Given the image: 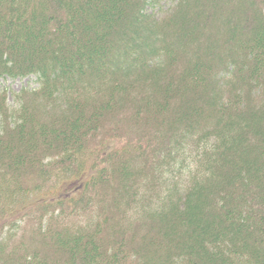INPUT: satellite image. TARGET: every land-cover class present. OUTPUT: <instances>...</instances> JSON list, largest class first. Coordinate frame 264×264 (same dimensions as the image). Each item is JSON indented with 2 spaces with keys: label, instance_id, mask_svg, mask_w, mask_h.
<instances>
[{
  "label": "trees",
  "instance_id": "1",
  "mask_svg": "<svg viewBox=\"0 0 264 264\" xmlns=\"http://www.w3.org/2000/svg\"><path fill=\"white\" fill-rule=\"evenodd\" d=\"M29 76L0 264H264V0H0V79Z\"/></svg>",
  "mask_w": 264,
  "mask_h": 264
},
{
  "label": "rangeland",
  "instance_id": "2",
  "mask_svg": "<svg viewBox=\"0 0 264 264\" xmlns=\"http://www.w3.org/2000/svg\"><path fill=\"white\" fill-rule=\"evenodd\" d=\"M171 2H172V0H161V6L163 5V6L167 7ZM35 84L36 83H34V80L32 81L31 79L30 80H27V79L13 80L10 78H7L6 80L0 79V91L4 87L8 88V90H9L8 91V102H9L10 106H13V105H15L14 93L21 91V89L23 87L34 86ZM19 224L25 226L26 223H25V221H19ZM29 224H30V222H29ZM32 224H34V222ZM32 224H30V225L32 226ZM30 229L31 228L29 227V230Z\"/></svg>",
  "mask_w": 264,
  "mask_h": 264
},
{
  "label": "bare ground",
  "instance_id": "3",
  "mask_svg": "<svg viewBox=\"0 0 264 264\" xmlns=\"http://www.w3.org/2000/svg\"><path fill=\"white\" fill-rule=\"evenodd\" d=\"M31 76H32V75H31ZM31 76L26 77L25 79L30 80V79L32 78ZM33 78H34V76H33Z\"/></svg>",
  "mask_w": 264,
  "mask_h": 264
}]
</instances>
